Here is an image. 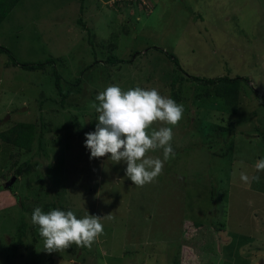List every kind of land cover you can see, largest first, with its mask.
I'll use <instances>...</instances> for the list:
<instances>
[{"label": "rangeland", "instance_id": "obj_1", "mask_svg": "<svg viewBox=\"0 0 264 264\" xmlns=\"http://www.w3.org/2000/svg\"><path fill=\"white\" fill-rule=\"evenodd\" d=\"M0 47L46 63L25 70L0 52V264H264V107L252 91L264 95V0H20ZM225 76L247 79L234 109L193 80ZM112 84L180 92L175 156L143 187L84 147ZM21 123L35 126L29 150L9 141ZM50 204L113 218L91 248L47 253L30 218Z\"/></svg>", "mask_w": 264, "mask_h": 264}, {"label": "clouds", "instance_id": "obj_2", "mask_svg": "<svg viewBox=\"0 0 264 264\" xmlns=\"http://www.w3.org/2000/svg\"><path fill=\"white\" fill-rule=\"evenodd\" d=\"M91 107L98 113V122L93 132L85 134L84 147L89 150L90 159L108 156L115 163L125 162L126 176L136 187L154 182L162 174L165 162L175 156L173 128L183 118V104L161 95L156 88L137 86L125 91L112 84L96 95ZM154 122L166 126L155 129ZM157 150H162V159L148 155ZM240 166H244L243 161ZM254 168L256 172L264 171V158L257 160ZM239 178L245 184L260 179L258 175L249 177L245 171L239 173ZM112 218V214L101 218L88 212L78 218L70 210L52 209L45 213L36 207L30 219L45 251L53 253L73 244L91 248L104 234L101 221Z\"/></svg>", "mask_w": 264, "mask_h": 264}, {"label": "trees", "instance_id": "obj_3", "mask_svg": "<svg viewBox=\"0 0 264 264\" xmlns=\"http://www.w3.org/2000/svg\"><path fill=\"white\" fill-rule=\"evenodd\" d=\"M20 0H0V23L5 19V17L8 15L9 10L15 6ZM82 2V0H80ZM82 9V8H81ZM82 12V11H81ZM0 52L2 53H6L12 62V65L15 66H20L21 68L25 69V70H38L40 69L42 66H44L46 63H38V64H26V63H22L20 64L19 62H17L10 54V52L4 48V47H0ZM171 58L173 59V62L177 64V62L174 60L173 56H171ZM110 60V59H108ZM115 63H123V62H127L125 60H121L118 58H113ZM58 80L59 77L57 76L56 78V86L58 87ZM193 80L201 82L203 84H206L208 86H215L214 88V96H216L217 98H221L224 102V104H226L228 106L229 109H234V107L237 104V96H238V92H239V82L240 81H247V79L245 77H218L215 79H200V78H196L193 77ZM59 88V87H58ZM254 95L256 96V98L260 101L261 105L264 107V95H262L260 92H258L255 89H252ZM206 92H208L206 90ZM179 91L174 95V100L177 102H180V95H179ZM59 94L62 96V98H67L70 95V92L67 93H61L59 92ZM205 95H211L210 93H207ZM179 96V97H178ZM62 99V100H63ZM234 112V110H232ZM12 138H9V141L12 143V145L16 146L17 148L23 149V150H29L34 142V137L36 135L35 132V126L32 124H27V123H21L16 125L13 129H12ZM45 210L47 209H56V206L54 204H50L47 205L46 207H44ZM196 226V225H195ZM199 226V225H197ZM223 230L220 229L219 231V235H217V239H222L223 236L221 235L224 234L222 232ZM220 236V237H219ZM67 262V261H66ZM72 264V263H69Z\"/></svg>", "mask_w": 264, "mask_h": 264}, {"label": "water", "instance_id": "obj_4", "mask_svg": "<svg viewBox=\"0 0 264 264\" xmlns=\"http://www.w3.org/2000/svg\"><path fill=\"white\" fill-rule=\"evenodd\" d=\"M14 180H15V178L13 177V178H12V180H11L9 183H7V185H6V186H11V185H12V183L14 182Z\"/></svg>", "mask_w": 264, "mask_h": 264}]
</instances>
